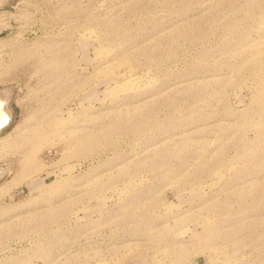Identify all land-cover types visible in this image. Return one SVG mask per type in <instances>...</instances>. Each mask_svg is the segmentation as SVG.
<instances>
[{"label": "rangeland", "instance_id": "obj_1", "mask_svg": "<svg viewBox=\"0 0 264 264\" xmlns=\"http://www.w3.org/2000/svg\"><path fill=\"white\" fill-rule=\"evenodd\" d=\"M0 90V264H264V0H6Z\"/></svg>", "mask_w": 264, "mask_h": 264}, {"label": "bare ground", "instance_id": "obj_2", "mask_svg": "<svg viewBox=\"0 0 264 264\" xmlns=\"http://www.w3.org/2000/svg\"><path fill=\"white\" fill-rule=\"evenodd\" d=\"M6 0H0V6L5 2ZM8 91L6 90H0V126H3L5 124V120H11L12 115L11 112L8 109ZM12 121V120H11ZM2 176V172L0 171V179Z\"/></svg>", "mask_w": 264, "mask_h": 264}, {"label": "water", "instance_id": "obj_3", "mask_svg": "<svg viewBox=\"0 0 264 264\" xmlns=\"http://www.w3.org/2000/svg\"><path fill=\"white\" fill-rule=\"evenodd\" d=\"M11 120H5V124L3 126H0V134L3 130H5L8 126H10ZM1 181V179H0Z\"/></svg>", "mask_w": 264, "mask_h": 264}, {"label": "snow or ice", "instance_id": "obj_4", "mask_svg": "<svg viewBox=\"0 0 264 264\" xmlns=\"http://www.w3.org/2000/svg\"><path fill=\"white\" fill-rule=\"evenodd\" d=\"M0 119H2V117H0Z\"/></svg>", "mask_w": 264, "mask_h": 264}]
</instances>
